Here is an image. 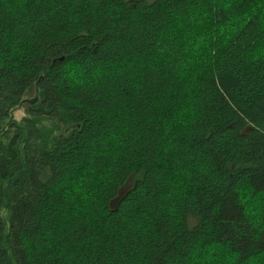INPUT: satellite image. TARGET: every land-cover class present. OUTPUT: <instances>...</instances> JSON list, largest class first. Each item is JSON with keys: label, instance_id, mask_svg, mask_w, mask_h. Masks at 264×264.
<instances>
[{"label": "trees", "instance_id": "obj_1", "mask_svg": "<svg viewBox=\"0 0 264 264\" xmlns=\"http://www.w3.org/2000/svg\"><path fill=\"white\" fill-rule=\"evenodd\" d=\"M0 264H264V0H0Z\"/></svg>", "mask_w": 264, "mask_h": 264}, {"label": "water", "instance_id": "obj_2", "mask_svg": "<svg viewBox=\"0 0 264 264\" xmlns=\"http://www.w3.org/2000/svg\"><path fill=\"white\" fill-rule=\"evenodd\" d=\"M63 59V57L60 58H55L52 60V62H59ZM37 85L35 84V95L34 97L30 98L27 100L28 103L33 104L34 102L37 101L38 99V94H37ZM74 128H79V124H74V125H70L68 128L65 129L64 133H66L67 131H69L70 129H74Z\"/></svg>", "mask_w": 264, "mask_h": 264}, {"label": "rangeland", "instance_id": "obj_3", "mask_svg": "<svg viewBox=\"0 0 264 264\" xmlns=\"http://www.w3.org/2000/svg\"><path fill=\"white\" fill-rule=\"evenodd\" d=\"M38 94V93H37ZM35 95V94H34ZM34 97V96H33ZM30 99V98H29ZM38 100V99H37ZM35 103V102H34ZM24 115L23 108L20 107L18 108L14 113H13V118L17 121L19 120L22 116Z\"/></svg>", "mask_w": 264, "mask_h": 264}]
</instances>
